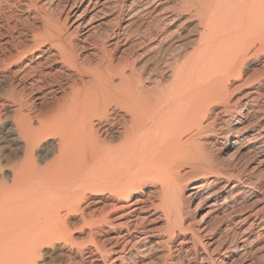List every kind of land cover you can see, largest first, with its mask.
Masks as SVG:
<instances>
[{"label":"bare ground","instance_id":"obj_1","mask_svg":"<svg viewBox=\"0 0 264 264\" xmlns=\"http://www.w3.org/2000/svg\"><path fill=\"white\" fill-rule=\"evenodd\" d=\"M0 264H264V0H0Z\"/></svg>","mask_w":264,"mask_h":264},{"label":"rangeland","instance_id":"obj_2","mask_svg":"<svg viewBox=\"0 0 264 264\" xmlns=\"http://www.w3.org/2000/svg\"><path fill=\"white\" fill-rule=\"evenodd\" d=\"M53 1H55V0H53ZM82 33H83V30L80 31V34H82ZM93 36H94V37H93ZM93 36L91 35V37H90L89 39H91L92 41L95 42V41H96V38H97V37H96L97 34H93ZM83 38H84V37H82V39H83ZM91 40H90V42L92 43ZM259 62H260V61H253L252 66H253V69H254V70H255V69H256V70L259 69V65H257V64H259ZM253 69L250 70V73L254 71ZM63 254L66 256V255H68V252H67V251H64Z\"/></svg>","mask_w":264,"mask_h":264}]
</instances>
